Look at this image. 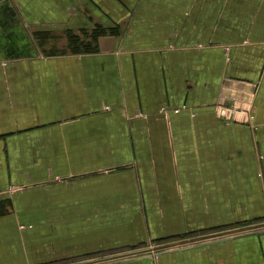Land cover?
Returning <instances> with one entry per match:
<instances>
[{
    "label": "crops",
    "instance_id": "crops-1",
    "mask_svg": "<svg viewBox=\"0 0 264 264\" xmlns=\"http://www.w3.org/2000/svg\"><path fill=\"white\" fill-rule=\"evenodd\" d=\"M89 255L264 264V0H0V264Z\"/></svg>",
    "mask_w": 264,
    "mask_h": 264
},
{
    "label": "trees",
    "instance_id": "trees-1",
    "mask_svg": "<svg viewBox=\"0 0 264 264\" xmlns=\"http://www.w3.org/2000/svg\"><path fill=\"white\" fill-rule=\"evenodd\" d=\"M105 31L106 30H104V29L103 30H99V29L94 30L89 35V37H92V40H90V41H86V40L80 41L79 35L71 32V31H68V34L66 37V43L64 44L63 47L66 48V50L70 49V50L75 51V52H78V51H95L98 49L97 44H96L97 36L103 34ZM39 36H40V39H41L40 41L42 42V45L45 44L48 46V44L46 43L47 37H48L47 33H40ZM53 38H55V37H53ZM56 42L49 44L50 48H52V49L57 48L55 45H57L58 43H56ZM80 48H82V49H80Z\"/></svg>",
    "mask_w": 264,
    "mask_h": 264
},
{
    "label": "rangeland",
    "instance_id": "rangeland-1",
    "mask_svg": "<svg viewBox=\"0 0 264 264\" xmlns=\"http://www.w3.org/2000/svg\"><path fill=\"white\" fill-rule=\"evenodd\" d=\"M63 34L65 35L64 37L66 38V36H67V34H68V32H63ZM62 36V35H61ZM54 37H60V34L57 36V35H55ZM49 40V39H48ZM79 40L80 41H84L83 39H82V37L81 36H79ZM50 41V40H49ZM63 41H66V39H63L62 41H58V44L57 45H55L57 48H50V46L48 45V46H42V42H41V47H42V51H44L46 54H48V55H56V54H60V53H62V52H64V51H66V48H64L63 46H64V42ZM45 48V49H44ZM80 49H82V48H80ZM79 49V50H80ZM247 225V224H246ZM246 225H242V224H239V225H235V226H232V227H230V228H232V229H248V228H246V227H244V226H246ZM174 240H179V238H175V239H172V240H161V241H157V242H155L154 244H156V245H163V246H165L166 244H169V243H171L172 241H174ZM92 255H89V256H81V257H78V258H74V259H67V260H63V261H60V262H57V264H67V263H69V262H73V261H78V260H84V259H87V258H89V257H91Z\"/></svg>",
    "mask_w": 264,
    "mask_h": 264
}]
</instances>
